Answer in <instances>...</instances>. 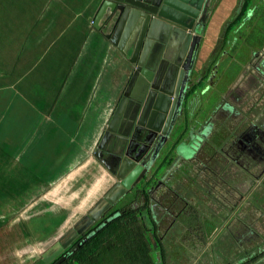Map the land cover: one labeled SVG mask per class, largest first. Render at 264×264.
Here are the masks:
<instances>
[{
	"label": "crops",
	"instance_id": "crops-1",
	"mask_svg": "<svg viewBox=\"0 0 264 264\" xmlns=\"http://www.w3.org/2000/svg\"><path fill=\"white\" fill-rule=\"evenodd\" d=\"M104 1L0 0V235L5 228L41 227L44 220L57 228L58 211L44 213L43 192H51L52 197L72 187L79 192H109L104 191L109 181L115 177L117 182L95 151L136 64L131 61V49L126 55L112 42L106 19L100 28L94 26ZM210 5L195 68L216 44L221 43L218 50L223 52L238 38L233 30L224 43L223 35L241 9L240 0H212ZM208 68L200 86L207 80ZM198 89L193 109L202 100ZM204 114L198 110L195 127ZM212 117L210 112L205 121ZM217 149L210 151L209 160L216 158ZM197 151L188 157L174 153L167 171L194 164ZM191 171L196 179L197 170ZM186 174L175 192H194L186 182L195 179ZM2 238L0 264L38 260L36 249L27 255L28 244L11 243L6 254Z\"/></svg>",
	"mask_w": 264,
	"mask_h": 264
},
{
	"label": "rangeland",
	"instance_id": "rangeland-1",
	"mask_svg": "<svg viewBox=\"0 0 264 264\" xmlns=\"http://www.w3.org/2000/svg\"><path fill=\"white\" fill-rule=\"evenodd\" d=\"M243 1L240 0L241 5ZM233 35H238V38L233 39L231 46L226 45L225 50L220 52L218 47L221 49V43L220 46L219 43L216 44L194 70L193 78L196 80L203 77L209 66L206 82L199 85V89L198 86L196 88L202 90V100L197 107L205 111V114L198 119L200 124H204L207 142L198 151L194 164H184L177 171L171 172V177L183 180L187 176L186 172H190L195 179L191 171L193 169L197 170L198 175L195 181L191 179L186 182L194 191L188 194L193 205L186 206L181 211L180 205L184 202L177 191V199L181 204H177L170 218L166 216L165 221L158 223L159 233L164 236L162 253L166 251V264H264V158L253 160L250 156H245L239 158V162L235 161L239 164L232 160L238 153L233 147L236 142L235 148L239 143L238 151L243 149V143L249 142L248 149L253 154L260 142H251L248 139L249 132L253 129L257 134L264 132V0H254L244 22L237 26ZM206 86L208 89H205ZM210 112L213 117L205 121ZM246 131L248 132L245 134ZM214 146L218 147L214 153L216 158L209 160V153ZM262 146L264 148V144ZM166 150L159 163L166 164ZM227 155L231 159L228 163ZM169 162L167 161L164 170L157 167L158 175L166 174L163 181L170 173L167 171ZM203 167L205 169H201ZM219 169L225 171L215 176L217 170L221 171ZM114 178H110L104 191L118 182L116 179L115 183ZM197 179L201 183L198 181L194 186L192 183L196 184ZM164 187L165 184L159 191H164ZM137 188L142 190L145 187ZM79 190L72 187L53 194V197L51 192H43V211L56 212L57 209L58 227L55 228L50 225V221L44 220L41 227L36 226L35 229H2L0 236L3 237L4 252L10 253L11 243H17L21 247L28 244L27 255L30 251L37 250L35 258H39L35 260L36 264L43 254L53 252L54 246L71 238L78 224L108 194ZM208 190L231 192L229 206L223 205L217 195L213 207H199V195ZM51 197L53 205L49 204ZM140 209L138 208L137 214L145 210ZM162 215L166 214L156 207L155 219L161 220ZM82 241L74 240L68 248ZM152 254L159 261V253L153 251Z\"/></svg>",
	"mask_w": 264,
	"mask_h": 264
},
{
	"label": "water",
	"instance_id": "water-1",
	"mask_svg": "<svg viewBox=\"0 0 264 264\" xmlns=\"http://www.w3.org/2000/svg\"><path fill=\"white\" fill-rule=\"evenodd\" d=\"M211 1L105 0L102 3L94 26L100 28L106 19L105 26L112 30V42L126 55L131 49V61L136 64L95 151V156L115 174L118 182L78 224L73 236L54 246L53 252L43 254L36 264H49L56 258L55 264L63 263L87 237L68 249L70 244L124 196L134 190L141 191L137 187L150 178L158 157L171 149L188 94L201 80L200 77L194 80L193 72ZM188 100L190 106L192 100ZM136 138L138 143L134 146ZM202 139L197 136L186 148L188 144L182 143L178 151L185 157L193 156ZM151 150L152 156L147 161Z\"/></svg>",
	"mask_w": 264,
	"mask_h": 264
},
{
	"label": "trees",
	"instance_id": "trees-1",
	"mask_svg": "<svg viewBox=\"0 0 264 264\" xmlns=\"http://www.w3.org/2000/svg\"><path fill=\"white\" fill-rule=\"evenodd\" d=\"M253 2L243 1L240 11L226 26L224 43H228L231 32L244 22ZM200 82L191 88L189 95L195 94ZM120 210L114 207L108 211L106 217L92 228V235L61 264H166L162 234L159 230L156 234L158 228H152L147 222L145 215L148 212H139V216L138 208ZM117 212L120 213L116 215ZM153 251L159 253V261ZM56 260L49 264H55Z\"/></svg>",
	"mask_w": 264,
	"mask_h": 264
},
{
	"label": "flooded vegetation",
	"instance_id": "flooded-vegetation-1",
	"mask_svg": "<svg viewBox=\"0 0 264 264\" xmlns=\"http://www.w3.org/2000/svg\"><path fill=\"white\" fill-rule=\"evenodd\" d=\"M196 97L197 96H194V94H191V95L188 94L183 112L181 113V115L179 116V119H178L181 122V125H180L179 130H178V134H176L174 136V139H173L174 141L171 143V149H167L165 156H164L165 160H166V164H167V161L173 162L174 153L178 154V146L180 144L185 143V144H188L185 146V148L189 147L197 140V136H201L203 139L201 141H199V143H198V145H199L198 151H200V149H202L201 147L203 145H205V143L207 142V136L204 134L203 125L200 123H197V125L198 124L199 125L197 127H195L194 123H193L194 117L197 115V112L199 110L198 108L193 109V107L197 104ZM190 98L192 101L190 103V106H188L187 102L189 101L188 99H190ZM196 122H197V120H196ZM253 131H254V129L251 130V132H249L248 139L251 142H253V141H257V142L259 141L260 142V143L258 142L259 146H258L257 150L253 151V154H251L252 153L251 149L250 148L248 149L250 144H249V142H246L245 144L243 143V149H240L238 151V146H239V143H238L237 148H235V150L238 153H236L237 155L233 158L235 161L239 162V158L245 157V156H250L253 160L256 158L258 160L264 158V152H263L264 148L262 146V144H264V132H263V134H257L256 132H253ZM247 132L248 131H246L245 134ZM137 143H138V138H136V141H134V146ZM121 146H123V145H121ZM185 148L183 149V152H184ZM149 154L150 155L147 158V161L152 156V150L150 151ZM162 154L158 157V159L156 161V164L153 168V172H152L151 177L144 183V185H141V184L139 185V187H145V188H143L141 191H138V192H136L135 190L133 192H130L128 195L124 196L116 204H114L108 211H110L114 207L121 209L120 212H123L124 209H127V208H134V207L141 208V209L144 208L145 209L144 211L148 212L146 214L148 223L152 224L151 225L152 228H154V227L159 228L158 223L161 221H165L166 216L170 215L172 210H174V208L177 207V204L178 205L181 204V203H179V199H177V193L178 192H175L177 190L176 188H178L179 179L175 180L173 177H171L172 174L169 173L166 176V180L163 181V178H165L166 174H162V175L157 174L158 173L157 167H159L160 169H163V170L166 167L165 163H163V162L159 163V161L163 158V157H161ZM230 160L231 159H229V161ZM212 164L214 165L215 163H212ZM236 164H239V163H236ZM201 169H205V168L203 167ZM219 170H221V171L218 172V170H217L215 176H217L218 173H223V171H225L224 169H219ZM185 179H186V177H185ZM197 181L200 182V180H198V179H197ZM180 182L184 183L181 179H180ZM164 184H165V187L163 189L164 191H159L161 186ZM179 193H180L179 194L180 197L182 198V200L184 202L182 205H180L181 210H184L186 206H192L193 205L191 198L188 196V194L190 193L189 191L179 192ZM217 195H218V198L223 205L229 206L230 201H231V192H213L212 190H208V192H202L201 195H199V197L197 199L198 206L201 208H202V206H204V208H206V209H207V206L213 207L216 203ZM161 201H163V203H161ZM156 207H158L161 212L166 214V215H162L161 220L155 219V208ZM108 211L100 219L106 217ZM120 212H117L116 215H118ZM100 219H98L90 227V229L87 230V232L85 234H82L79 237H77L75 242L80 241V240H84L86 237L88 238L90 234L92 235V233L94 231H91V230H92V228H94L98 224V221ZM56 259H58V258H56Z\"/></svg>",
	"mask_w": 264,
	"mask_h": 264
}]
</instances>
